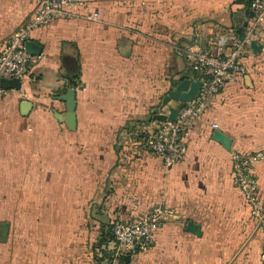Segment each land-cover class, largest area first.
<instances>
[{
	"label": "crops",
	"instance_id": "0c3cea01",
	"mask_svg": "<svg viewBox=\"0 0 264 264\" xmlns=\"http://www.w3.org/2000/svg\"><path fill=\"white\" fill-rule=\"evenodd\" d=\"M39 1L0 0V47ZM247 5L81 0L78 16L31 31L39 53L20 88L0 95V221L9 223L0 264H95L112 220L157 202L173 212L151 246L125 264H192L189 254L198 251L203 264H225L227 254L238 261L226 264L259 263L263 232L233 184L231 152L264 148V136L244 120L243 103L246 91L262 93L264 48L247 53L246 73L225 84L194 121L180 161L166 167L158 155L137 149L156 127L153 107L173 80L190 72L183 48L238 29ZM258 42L264 45V23ZM126 47L129 54L121 52ZM72 86L69 123L60 96ZM23 99L31 102L27 113L20 109ZM256 99L249 95V104ZM255 170L264 200V160ZM188 221L200 232L188 230Z\"/></svg>",
	"mask_w": 264,
	"mask_h": 264
},
{
	"label": "built area",
	"instance_id": "2783aa9c",
	"mask_svg": "<svg viewBox=\"0 0 264 264\" xmlns=\"http://www.w3.org/2000/svg\"><path fill=\"white\" fill-rule=\"evenodd\" d=\"M80 4L81 0H40L32 14L19 23L0 47V81L13 77L21 80L28 66L34 62L35 56L25 47L32 30L58 18L78 16ZM247 8L253 11V15L243 13L246 24H240V31L226 29L204 46L190 45L183 48L190 70L187 76L200 80V86L195 96L178 108L176 119L157 121L156 127L138 141V151L158 155L166 167L184 157L186 135L194 121L225 84L236 81L247 71L246 57L251 50L250 42L253 39L258 41L262 32L264 0H248ZM97 16V12L92 14L93 18ZM3 90L0 84V95ZM21 97L26 98V93L22 92ZM262 160L264 148L251 151L233 149L231 152L233 184L240 189L249 213L263 232L258 264H264V200L260 195L255 169ZM172 212L165 203L157 202L137 215L115 217L110 225V236L102 245L110 253L108 264H125V254L130 255L137 247L149 246L165 216Z\"/></svg>",
	"mask_w": 264,
	"mask_h": 264
},
{
	"label": "water",
	"instance_id": "95a60500",
	"mask_svg": "<svg viewBox=\"0 0 264 264\" xmlns=\"http://www.w3.org/2000/svg\"><path fill=\"white\" fill-rule=\"evenodd\" d=\"M245 14L248 16L253 15V11L249 8L245 9ZM246 21L244 20L241 24V26L245 25ZM241 26L238 27V31L241 30ZM33 46H36L37 49L33 48ZM25 47L28 52L31 54H37L39 53L40 47L36 45L31 39H27L25 41ZM251 50L261 51L264 48V45L257 40H251L250 42ZM123 54H129L130 47H126V49L121 50ZM0 84L3 88L13 87V88H20L21 86V80L17 77L13 78H2L0 81ZM200 86V80L198 79H192L188 77L185 74H182L178 79L173 80L171 83L170 89L165 93V95L161 98L160 103H158L157 106L153 107L151 116L154 119L165 121V120H174L176 119L178 108L180 106H183L186 101L191 100L198 88ZM74 87H70L66 93L60 96V98L66 100V106L68 109V122L73 123L74 122ZM171 100L176 101L175 105H168L167 111H163L162 108L169 104ZM31 106V102L28 99H23L20 103V109L22 113H27L28 109ZM8 221H0V241H5L7 237L8 232ZM186 228L188 230H191L193 232H200L199 225L197 223H194L193 221H188L186 224ZM112 236V235H111ZM130 259L129 254L124 255V261L127 263Z\"/></svg>",
	"mask_w": 264,
	"mask_h": 264
},
{
	"label": "rangeland",
	"instance_id": "374dc122",
	"mask_svg": "<svg viewBox=\"0 0 264 264\" xmlns=\"http://www.w3.org/2000/svg\"><path fill=\"white\" fill-rule=\"evenodd\" d=\"M262 33V32H261ZM261 69L263 71L262 76H260V85L262 88V93H257V92H253L251 94V92L246 91V93L243 95L244 97V104L247 106L246 110H244L245 113V122L246 123H250L252 122L256 128L254 129L256 132V136L257 137H262L264 136V57L261 58V63H260ZM249 95L252 97H256V101L253 103V105L256 103V110H254L253 105L249 104ZM242 98L241 96H239V99ZM239 100H235V103L238 102ZM232 104H234L232 102ZM250 105V106H249ZM251 112V113H250ZM253 113V114H252ZM193 245H199L194 243ZM201 245V244H200ZM5 253H7V249L4 250V252L0 253V255H4ZM189 256H192L194 258V262L192 264H203L201 262V257L203 256L200 251H198V253H193L192 255L189 254ZM206 256V255H205ZM209 257H213L215 255H208ZM96 258L98 260V262H96V264H108L109 260H110V253L109 252H104V251H100L98 250V253L96 255ZM233 258V259H232ZM234 260H236V262L238 261V258H236L235 254H227L226 255V259H225V264L227 262H233ZM136 259L134 260V264H135ZM179 264H183V263H179Z\"/></svg>",
	"mask_w": 264,
	"mask_h": 264
},
{
	"label": "trees",
	"instance_id": "16d2710c",
	"mask_svg": "<svg viewBox=\"0 0 264 264\" xmlns=\"http://www.w3.org/2000/svg\"><path fill=\"white\" fill-rule=\"evenodd\" d=\"M111 225V224H110ZM161 227V226H160ZM159 227V228H160ZM158 228V229H159ZM158 229H157V231H158ZM156 231V232H157ZM156 234V233H155ZM109 235H110V231L107 233V232H105V237L102 239H100L99 241L100 242H102V240H106L108 237H109ZM155 237V236H154ZM154 239V238H153ZM152 242H153V240H152ZM152 242L150 243V245L149 246H147V247H145V248H140V247H137L134 251H132L131 253H130V256L131 255H133L135 252H137L138 250H144V249H147L148 247H150L151 246V244H152ZM97 252H96V255H97V253H98V250H100V251H104V252H107L105 249H103V248H100V246L99 247H97V249H95ZM96 264V263H95Z\"/></svg>",
	"mask_w": 264,
	"mask_h": 264
}]
</instances>
